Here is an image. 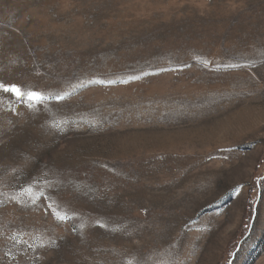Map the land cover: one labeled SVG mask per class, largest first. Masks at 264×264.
I'll return each mask as SVG.
<instances>
[{
    "label": "rangeland",
    "instance_id": "rangeland-1",
    "mask_svg": "<svg viewBox=\"0 0 264 264\" xmlns=\"http://www.w3.org/2000/svg\"><path fill=\"white\" fill-rule=\"evenodd\" d=\"M0 83V264H264V0H0Z\"/></svg>",
    "mask_w": 264,
    "mask_h": 264
},
{
    "label": "snow or ice",
    "instance_id": "snow-or-ice-1",
    "mask_svg": "<svg viewBox=\"0 0 264 264\" xmlns=\"http://www.w3.org/2000/svg\"><path fill=\"white\" fill-rule=\"evenodd\" d=\"M98 83H104V81H97ZM108 83H113L112 81H108ZM0 89L3 90L4 93H12L14 94V96L17 99H21L24 98L26 95L27 101L29 102H40V101H44L46 99H48V97L44 96L41 92L39 91H28L26 94L24 91H22V89L17 86L16 84H10V85H6L4 83H0ZM67 95V94H65ZM65 97L64 96H56L55 99L57 101L63 100ZM29 107H31V104H29ZM2 158V157H0ZM49 207H51V205H49ZM58 219H60L61 221L67 220L69 217L65 216V215H60L59 212H55L54 213Z\"/></svg>",
    "mask_w": 264,
    "mask_h": 264
}]
</instances>
